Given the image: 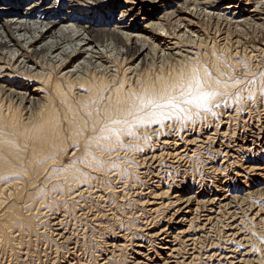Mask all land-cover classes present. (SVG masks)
Here are the masks:
<instances>
[{"label":"rangeland","instance_id":"374dc122","mask_svg":"<svg viewBox=\"0 0 264 264\" xmlns=\"http://www.w3.org/2000/svg\"><path fill=\"white\" fill-rule=\"evenodd\" d=\"M55 1L42 0L40 1L41 5L29 12H32L35 18L41 9L53 7L50 10L51 14L58 15L62 19L69 16L65 14L66 12H73L69 9L73 2L72 6L78 7V10L70 17L76 18V16L88 12V19L86 18L88 23L94 22L93 27L104 29L116 25L121 7L124 5L123 0H101L100 2L104 1L101 5L87 4L82 0L80 2L79 0ZM172 1L174 0L168 2ZM186 1L187 3H185ZM186 1L182 0L177 4L181 5L180 8L174 5L155 13L158 18H165L162 21L163 26H161L168 30L164 29L165 33L179 34V42L172 41L166 34L163 36V32L159 30L160 27L154 28L155 30L149 29V35L144 33L145 26L151 20H149V15L144 13V9L143 11L139 9L140 7L126 21L129 25L130 20L139 16L132 32L146 34L145 36L149 37L154 35L156 38H162L167 44L169 41L177 42L179 49H176L175 53L170 52L173 54L164 53L166 55H162L161 48H159L162 42L141 39L140 45H147L150 52V55L141 62L135 56L137 47H131L132 49L128 51L129 47L125 40L106 39L96 44L97 49H100L87 60L86 66L81 65L80 79L63 78L60 74L65 72L63 70L65 67L58 68L57 63H51L47 59L48 49H46L47 47L44 49L42 44H46L48 38H38L39 41L35 44L36 49L39 47L43 49L35 53L32 48H23L25 41L18 40L19 31L17 29L9 25L4 28V34L8 36V40L12 41L14 45H18L14 50H5L0 46V67L3 68L0 75L6 76L4 85L9 87L17 83L30 84V88H28L31 91L35 87L42 89L34 97L36 100L33 103L22 105H19L20 101H9V98H6L7 94L0 90V107L2 106L0 113L4 112L3 114H5L6 109L10 107L8 117L14 114V117L16 115L18 119V124L26 123L32 127L46 121L50 114L54 113L59 120L66 145L63 140L64 149L61 152V159L58 158L56 163L52 162L49 165L48 162H44L42 168L45 170L37 178L31 179L26 189L21 188L27 193V195L24 193L23 198L17 199L15 191L10 192V189L4 185L11 181V177L1 181L3 183L0 182V187L4 185L5 192L7 191L0 194L1 209L10 203L19 201V205L26 209L25 213L29 214L34 225V228L33 225L27 229L26 227L22 228L26 231L12 230L10 244H6L0 236V264H264V153L258 154L261 152L260 143L263 141L258 140L260 135L261 138L264 137L260 133L264 132V6L262 8L259 6L260 10L257 9L256 12L255 4L254 6L248 4V0H218V9L209 11V13H214L209 14L202 10L195 0ZM36 2L40 3L38 0H0V24H3L11 16L17 15L19 12L16 11L19 9L30 7ZM77 2L80 3V7L76 5ZM194 5L198 6L197 11L193 10ZM232 5L235 8L227 9ZM187 8H190L191 11L188 12ZM4 9H11V11L7 13ZM173 10H176L175 12L178 14H172ZM185 11L186 13H182ZM167 12H171V15H166ZM96 15L100 19L95 18ZM157 17L153 19L156 23L158 22ZM144 18L147 19L146 22L143 21ZM186 27L188 28L186 29ZM30 36L38 37L39 34L30 32L28 37ZM176 52L179 55L175 56ZM83 57H80L79 61H82ZM64 58L68 61L67 66H73L72 63L76 57L73 58L69 53ZM24 61L25 63H23ZM79 61H76L75 64ZM190 65H197L199 69H205L208 77L223 82L222 84L227 87L222 99L220 98L219 102L215 103L214 110L211 109V114H209L211 116L203 114L198 119L187 120L182 118L184 116L180 117L175 114V121L168 122L164 135L161 132H156L158 130L156 128L148 129L147 132L140 129L142 135L140 133L134 135L130 130L129 132L122 130L120 135L121 138L124 137L122 138L124 141L121 140L120 135H114V138L110 136L111 139L106 136L103 131L108 133L111 130L112 125L109 122L115 117L118 118L120 111L118 109L121 108H117L115 105H120V102L114 93L121 83H125L127 88L131 86L142 91L141 85L151 83V81L156 83L157 78H165L166 81L171 82L174 75L184 73L185 67ZM25 67L37 68H35L36 71L30 72ZM129 67L132 70L135 68L134 71H130ZM137 67L138 69H136ZM183 76V79L187 77L186 74ZM21 77L22 79H20ZM155 85L158 86L157 83ZM89 90L93 93L89 94ZM155 91L158 94L156 95L157 99H160L158 87ZM88 94V100L81 99ZM66 100L68 101L66 102ZM84 102L87 103V106H84ZM81 105L83 106L82 111H80ZM74 108L77 110L74 111ZM114 108L118 112L116 109L114 111ZM87 111L94 114L92 120ZM121 112H119L120 119L123 117V112ZM5 115L3 117L6 118L7 115ZM73 115L81 120L79 123L83 125V130L88 127L91 129L92 125H97L95 130L89 128L85 130L84 137H92L96 132L93 135L94 138L100 135L99 138H106V142L110 140L108 148L97 149L98 151L92 149L94 151L92 152L81 144L84 148L89 149L88 152L81 145V147L78 146L79 144L76 147L73 146V139L69 134V121L72 119L69 116L73 117ZM92 130L93 133H90ZM99 132L100 134H98ZM123 134L125 136H122ZM191 139L196 141V146L193 148L187 144V141ZM16 141L21 143L17 138ZM250 141H254L255 144L253 145ZM227 146L230 148L245 147L246 153L242 155L244 158L237 162L234 158L236 156L232 158L230 157L232 153L230 155L225 153ZM186 147L187 149L191 148L188 155H185L189 151ZM245 148H240L242 149L241 153L245 152ZM193 150L195 153L192 152ZM252 151L255 153L254 156H251ZM89 153H94L93 156L96 157L94 158L98 159V162H101L100 167H103L100 168L101 170L95 167L92 170L96 174L94 175L95 179L91 183H83V189L80 190L77 186L80 182L72 179V176L65 172L79 167L78 164L81 163L82 158L92 156ZM247 154L249 155L248 160L251 159L254 162L244 161ZM94 158L91 163L95 161ZM52 168L60 170L59 177L55 178L50 175ZM86 169L88 171L91 168L86 167ZM244 175L245 177L249 176L248 184L245 182ZM16 182L21 183L23 180ZM55 184L59 185L58 188L49 194V189L54 188ZM220 185L226 189L216 192ZM44 188L48 189L47 195H41L46 191ZM34 190H39L40 195L36 194L35 198L33 196L29 198V193L37 192ZM211 193L213 198L215 194L226 196L229 194V196L227 205L221 209V212L217 211V214L212 215V219L205 227L203 225L204 217H202L200 222L194 221L191 229H189L190 223L186 222L178 226L176 231H168L172 232L169 234L171 235L169 238L165 235L160 238L154 237L161 230L173 227L171 224L174 219L173 214L175 215L182 203L181 200L178 201L179 197L194 196L199 200H204L212 197ZM35 199L38 201H34ZM171 201L172 203H170ZM185 230L188 231L187 235L195 238L194 246H188L191 243H185L181 234L186 232ZM172 236L178 239L174 242L175 239ZM164 239L169 245H163ZM166 246L171 250L165 249ZM173 247L176 252H172Z\"/></svg>","mask_w":264,"mask_h":264},{"label":"bare ground","instance_id":"6f19581e","mask_svg":"<svg viewBox=\"0 0 264 264\" xmlns=\"http://www.w3.org/2000/svg\"><path fill=\"white\" fill-rule=\"evenodd\" d=\"M37 1V0H36ZM39 2L42 0H38ZM57 1V0H56ZM55 1V2H56ZM74 1V0H73ZM77 1V0H76ZM83 2L87 3V4H97V5H101L104 1L100 2L101 0H82ZM117 1V0H116ZM169 1V0H168ZM167 0H123L124 5L121 7V11H120V16H119V20L117 21L116 25L110 26V27H105L104 29H98L96 27H93L92 24L94 23H88L87 19H88V15L87 13L85 14H81L76 16V18H72L70 17V15H74L76 12V10H78V7L76 6H72L73 2L71 3V6H69V9L72 10L73 12H66L65 14L69 15L66 18H60V16L58 15H52L50 10H52L53 7H47L44 9H41L39 11V15L37 17L34 18V14L29 11L34 10L35 8H37L39 5H41L40 3H35L30 7H27L25 9H22L16 12H19L17 15H13L10 17L9 15V19L5 20L3 22V24H0V46L2 48H5V50H14L16 46L18 45H14V43H12V41L8 40V36L4 34L5 31V27L6 26H11L14 29H17L19 31L18 36V40H23L25 41V46L23 48H32L33 52H40L41 49H48V55H47V59H49V61L51 63H57V65L59 66L58 68H64L63 70L65 72H63L62 77L66 78V79H73L75 77V79H80L79 75L80 74V68L81 65H85L87 64V60H89V58H92L93 55L98 52L97 50V43L98 42H102L103 40L106 39H117V40H125L128 48V51L131 50V47H137L136 48V59L140 60L141 62L148 57V55H150L149 53V48L147 47V45H140V41L141 39H145V40H149V41H155V42H162V45L159 47L161 48V52L162 55H166L164 53H170V52H174L177 51L179 48H177V45H179L177 42L176 43H172L169 41V44L166 43V41L162 40V38H156L154 37V35H151V37H149L148 35L150 34L149 29H154V28H161V26H163L162 21H164L163 19L165 18H158L156 16V12H161L166 10L169 7L172 6H176L178 3H180L182 0H174L172 2H168ZM184 2L186 0H183ZM198 3V6H200L202 8V10L207 11L209 13V11H215L218 9V0H195ZM80 2V0H79ZM187 3V1L185 2ZM200 4V5H199ZM248 4L253 5L255 4L256 6V12L258 7L260 6L261 8L264 6V0H248ZM57 5V4H55ZM76 5H80V3L77 2ZM12 6V5H11ZM197 5H194L193 10H196ZM80 7V6H79ZM138 7H140L139 9L141 11H143L144 9V13L149 15V20H151V22L149 24H147L145 26V30L144 33L148 34L147 36H145L146 34H136L133 33L132 30L134 29V24L137 23L138 21V17L139 16H135L132 20H130V24L128 25V23H126V21L133 16L134 12L136 10H139ZM178 8L181 7V5H177ZM188 7V6H187ZM220 7V6H219ZM233 8H235V6H229L227 9L232 10ZM80 9V8H79ZM185 9V8H184ZM181 10V9H180ZM188 12L189 10L191 11L190 8H187ZM200 10V9H199ZM260 10V9H258ZM5 12H10L11 9H4ZM174 11V10H173ZM176 11V10H175ZM172 14H178V12H175ZM179 11V10H178ZM197 11V10H196ZM203 11V12H204ZM255 11H252L253 13H255ZM84 12V11H83ZM86 12V11H85ZM182 13H186L182 12ZM192 13V12H191ZM250 13V12H249ZM209 14H214L209 13ZM147 15V16H148ZM166 15H171V12H167ZM204 15V13H203ZM219 15V14H217ZM223 15V14H222ZM255 15V14H254ZM221 16V15H219ZM157 17L158 22H154L153 19ZM177 18V16H175ZM200 17V16H199ZM217 17V16H216ZM215 17V18H216ZM87 18V19H86ZM95 18L100 19L99 17H97V15L95 16ZM36 19V20H34ZM183 19V18H182ZM147 20L146 18L143 19V21ZM191 20V19H190ZM230 21V20H229ZM255 21V20H254ZM84 22V23H82ZM146 22V21H145ZM225 22V21H224ZM259 22V21H258ZM184 23V22H181ZM180 23V24H181ZM188 23V22H187ZM185 24V23H184ZM178 25V24H177ZM264 25V24H263ZM59 26V27H58ZM109 26V25H108ZM182 26V25H181ZM184 26V25H183ZM180 28V27H179ZM183 28V27H182ZM181 28V29H182ZM185 28V26H184ZM188 27H186L187 29ZM165 29V27H164ZM163 28L159 29L162 32L163 36H168L169 39H171L172 41H178L180 40L179 34H169L168 32L165 33ZM185 29V30H186ZM155 30V29H154ZM166 31H168L167 29H165ZM180 30V29H179ZM153 31V30H152ZM151 31V32H152ZM32 32V34L34 33H38L39 36L38 37H28V34ZM166 34V35H165ZM153 36V37H152ZM161 36V35H160ZM183 36V34H182ZM2 37V38H1ZM189 37V36H188ZM46 39L48 38V41H46V44H42V47H39L36 49L35 44L39 41V39ZM184 38V37H183ZM14 40V39H13ZM45 41V40H44ZM67 41V42H66ZM148 41V42H149ZM164 41V42H163ZM100 42V43H101ZM99 44V43H98ZM148 44V43H147ZM165 46H164V45ZM155 45V43H154ZM101 46V45H100ZM181 46V44H180ZM152 47V46H151ZM155 47H157L155 45ZM187 47V46H186ZM153 49V47H152ZM158 49V48H157ZM177 49V50H176ZM127 50V49H126ZM155 50V49H154ZM184 50V49H183ZM182 50V51H183ZM73 51V53H72ZM104 51V50H103ZM151 51V50H150ZM159 51V50H158ZM157 51V52H158ZM181 51V52H182ZM5 52V51H4ZM9 52V51H8ZM179 52V51H178ZM178 52H176L175 56L179 55L177 54ZM69 53H71V56L76 57V59H74L73 61V66H67V59H65L64 57L67 56ZM104 53V52H103ZM180 53V52H179ZM188 53V52H187ZM195 53V52H194ZM238 53V52H237ZM126 54V53H125ZM173 54V53H170ZM159 55V54H158ZM24 56V55H23ZM84 56L82 61H79V58ZM101 56V55H100ZM103 56V55H102ZM160 56V55H159ZM99 57V56H98ZM97 57V58H98ZM173 57V56H171ZM196 57V56H195ZM199 57V56H198ZM86 58V59H85ZM96 58V59H97ZM101 58V57H100ZM169 58V57H168ZM12 59V58H11ZM25 59V58H24ZM134 59V58H133ZM200 59V58H198ZM71 60V59H70ZM169 60V59H168ZM167 60V61H168ZM197 60V59H196ZM23 61V60H22ZM76 61H79L77 64ZM198 62V61H197ZM196 62V63H197ZM200 62V61H199ZM25 63V61L23 62ZM28 63V62H27ZM97 63V62H96ZM140 63V62H139ZM29 64V63H28ZM104 64V63H103ZM142 64V63H141ZM51 65V64H50ZM98 65V63H97ZM138 65V64H137ZM140 65V64H139ZM26 66V65H24ZM67 66V67H66ZM206 66V65H205ZM133 67V66H132ZM199 66L197 65H190L189 67H185L184 69V73L182 74H176L173 76V79L171 80V82L166 81L165 78H157L156 83L158 84V86H156L153 81H151V83H145L143 85H141L140 88H142V91L140 90H136V88H133L130 86V88L125 87V83H121L120 86L118 88H116L114 90V93L117 97V99H119V104H115L118 107H121L120 109H118V111H122L123 112V117L120 119L119 117V112L117 111L116 108H114V111L116 109V112H118V118L117 117H113L114 119H112L109 123L110 125H112L110 128L111 130L107 133V131H103L106 136H109L108 138H110V136H117L120 135L125 130H127L129 132V130L131 131V134L133 133L134 135H138L139 133L141 134V130H143L144 132H147L146 130L148 129H156L158 128V130L156 132H161L162 134L166 131L165 129L168 126V122H172L173 120L175 121V117L177 115L184 116L182 118L184 119H198L201 115L206 114L209 115L211 114V109L214 108L215 103L219 102L220 98L222 97V95L224 94V90L227 88L224 84H222L223 82L217 81L216 79H213L211 77H208L206 75V72L204 71L205 69L202 68H198ZM203 67V66H202ZM26 68V67H25ZM24 68V69H25ZM37 68V67H35ZM33 67H27L26 69L30 72L36 71V69ZM108 68V67H107ZM130 68V67H129ZM3 68L0 67V73L1 70ZM135 69V68H134ZM134 69L132 70L130 68V71H134ZM138 69V67L136 68ZM181 69V67H180ZM244 69V68H243ZM58 70V69H57ZM128 70V69H127ZM26 71V72H28ZM129 71V72H130ZM112 72V71H111ZM82 73V72H81ZM132 73V72H131ZM231 73V72H230ZM229 73V74H230ZM186 74L187 77L183 79V75ZM247 74V73H246ZM26 75V74H25ZM180 75V76H179ZM106 76V75H105ZM183 76V77H182ZM6 76H2L0 75V90L2 91V93L7 94L6 98H9V101H16L19 102V105H22L24 103H33L34 100H36L34 97L38 95V92L40 91V88H34L33 91H31L29 88L30 84H26V85H21L19 83L15 84V85H11V86H6L4 85L5 83V78ZM9 77V76H8ZM36 78V77H35ZM247 78V77H246ZM22 79V77L20 78ZM57 79V78H56ZM257 79V78H256ZM62 80V79H61ZM118 80V79H117ZM146 80V79H145ZM240 80V79H239ZM24 81V80H23ZM42 81V80H41ZM238 81V80H237ZM49 82V81H48ZM241 82V81H240ZM31 83V82H30ZM154 83V86L152 85ZM225 83V82H224ZM228 83V82H227ZM256 83V82H255ZM24 84V83H23ZM71 84V83H70ZM77 84V83H76ZM85 84V83H84ZM54 85V84H53ZM82 86V84H80ZM78 85V86H80ZM114 85V84H113ZM139 85V84H138ZM189 85L191 86L192 89V96H198L201 93H207L209 98L207 101V106L206 107H201L198 106L197 103H192V104H181L180 107L184 109V111H179V110H174V109H165L164 112L166 113L165 116L161 117V116H156V117H151V116H146L145 112L148 111L147 109L141 111L140 110V102L149 100V99H154V98H158L156 95L157 92L155 91L158 87V90H160L159 95H161V98L167 99L170 96H179L180 93L183 91L185 93L188 92V88ZM230 85V84H229ZM70 86V85H69ZM72 86H75L72 84ZM156 86V89L154 90ZM241 86V85H239ZM238 86V87H239ZM256 86V85H254ZM29 87V88H28ZM87 87V86H86ZM153 87V88H152ZM56 88V87H55ZM75 88V87H74ZM84 88V87H83ZM139 88V89H140ZM237 88V87H236ZM248 88V87H247ZM263 88V87H262ZM71 89V88H70ZM88 89V88H87ZM103 89V88H102ZM86 90V88H85ZM84 90V91H85ZM227 90V89H226ZM230 90V89H229ZM250 90V89H249ZM87 91V90H86ZM85 91V93H86ZM111 91V90H110ZM233 91V90H232ZM253 91V90H252ZM88 92V91H87ZM140 92V93H139ZM45 93V92H44ZM63 93V92H62ZM92 94L93 92H90L89 90V94ZM230 93V92H229ZM242 93V90H241ZM81 94V93H80ZM88 95L83 96L81 99L84 100H88ZM114 95V96H115ZM232 95V94H231ZM238 95V94H237ZM93 96H95L93 94ZM156 96V97H155ZM226 96V95H225ZM92 97V96H90ZM224 97V96H223ZM228 97V96H227ZM41 98V97H40ZM94 98V97H93ZM229 98V97H228ZM231 98V97H230ZM222 99V98H221ZM227 99V98H226ZM41 100V99H40ZM93 100V99H92ZM262 100V99H261ZM68 100H66L67 102ZM95 101V100H94ZM98 101V100H97ZM224 101H226L224 99ZM65 102V103H66ZM86 102V101H85ZM84 102V106H87V103ZM115 102V101H114ZM249 102V101H248ZM263 102V101H262ZM12 103V102H10ZM128 103V104H125ZM264 103V102H263ZM96 104V103H94ZM93 106V105H92ZM111 106V104H110ZM229 106V105H228ZM95 109H97L96 106H94ZM93 107V108H94ZM233 107V106H232ZM248 107V106H247ZM2 108V106L0 107ZM78 108V106H77ZM83 106L81 105V110L82 111ZM10 109V107L8 109H6L7 111H5V114H1L0 113V121H1V127H0V182L5 180L7 177H11V181L6 182L4 185H6V188L10 189L11 191H15V195L17 197V199L19 198H23L22 196L24 195V193L27 195V193L25 191H23L24 189H26V186L29 185V181H31V179H35L38 177L39 174H41L45 169L42 168V165L44 162H48V165L52 162L56 163L58 158L61 159V152L62 149H64V141L65 137L63 136L64 134L62 133V131L60 130V123L59 120L57 118V116L54 113H51L49 118L46 121H42L40 123H38L36 126L32 127L29 126L28 124L24 123L22 126L20 124H18V119L16 118V115L14 117V114L12 116L8 117V113H10V111H8ZM73 109V108H72ZM110 109V107H109ZM108 109V110H109ZM113 109V108H112ZM218 109V108H217ZM225 109V108H224ZM12 110V109H11ZM77 109L74 108V111H76ZM87 110V108H86ZM90 110V109H89ZM92 110V108H91ZM111 110V109H110ZM214 110V109H213ZM237 110V109H236ZM93 111V110H92ZM223 111V110H222ZM221 111V112H222ZM252 111V110H251ZM260 111V110H259ZM2 112V110L0 111ZM13 112V111H12ZM105 112V111H103ZM121 112V113H122ZM176 112V113H175ZM238 112V111H237ZM72 113V112H71ZM88 116L91 118V120L93 119L94 114H91L90 112H88ZM73 114V113H72ZM80 114V112H79ZM83 114V113H82ZM108 116L109 113L107 112ZM106 114V115H107ZM114 114V113H113ZM213 114V113H212ZM246 114V113H245ZM6 116L3 117V116ZM76 115V114H75ZM84 115V114H83ZM91 115V116H90ZM115 115V114H114ZM231 115V114H230ZM251 115V114H250ZM80 116V115H79ZM211 116V115H209ZM227 116V115H226ZM236 116V115H235ZM178 117V116H177ZM257 117V116H256ZM69 118H72L69 122L70 124V128H69V134L71 136V138L73 139V146L76 147V145L80 146L81 144L85 145L86 147H88L90 149V151H92V149H94V151H98L99 149H107L108 148V144L110 143L108 140V142H106V138H99L100 135H98L99 137L94 138L95 136H93L95 133H93L92 137H84V135H86L85 130H88V128L86 129H82L83 125H81V120L74 116H69ZM75 118V119H74ZM87 118V117H86ZM85 118V119H86ZM208 118V117H207ZM222 118V117H221ZM74 119V122H73ZM231 120V119H230ZM87 121V120H86ZM116 121H119V123H116ZM196 121V120H195ZM211 121V120H210ZM26 122V121H25ZM108 122V121H107ZM187 122V121H186ZM23 123V122H22ZM37 123V122H36ZM67 123V122H66ZM68 124V123H67ZM234 124V123H233ZM192 125V124H191ZM260 125V124H259ZM97 125H92L91 129L95 130V127ZM218 126V125H217ZM63 127V126H62ZM84 128V127H83ZM90 129V128H89ZM90 129V130H91ZM108 129V128H107ZM141 129V130H140ZM185 129V128H184ZM206 129V128H205ZM229 130V129H228ZM126 131V132H127ZM133 131V132H132ZM142 131V132H143ZM189 131V130H188ZM200 131V130H199ZM210 131V130H209ZM127 132V133H128ZM143 132V133H144ZM152 132V130H151ZM198 132V131H197ZM236 132V131H235ZM126 133V134H127ZM227 133V132H226ZM263 134L264 136V132H260ZM100 134V132L98 133ZM130 134V133H128ZM128 134L126 135V137L128 136ZM161 134V135H162ZM199 134V133H198ZM67 135V134H66ZM133 135V136H134ZM142 135V134H141ZM146 135V134H145ZM148 135V134H147ZM159 135V134H158ZM164 135V134H163ZM166 135V134H165ZM225 135V134H224ZM122 136H125L124 134ZM131 136V135H130ZM178 136V135H177ZM259 136V135H258ZM262 136V137H263ZM132 137V136H131ZM160 137V136H159ZM162 137V136H161ZM16 138L19 139V141H21V143L19 144L16 141ZM64 138V139H63ZM114 138V137H113ZM112 138V139H113ZM117 138V137H116ZM115 138V139H116ZM121 138V135H120ZM124 138V137H122ZM124 141V139H122ZM140 138V137H139ZM210 138V137H209ZM259 138V137H258ZM227 139V138H226ZM106 140V141H105ZM160 140V139H159ZM258 140V139H257ZM263 140L260 145V149L261 152L258 154H263L264 153V137L260 138L258 141ZM116 141V140H114ZM117 141H119V139L117 138ZM136 141V140H135ZM185 141V140H184ZM186 142V141H185ZM207 142V141H206ZM253 145L255 144L254 141H250ZM139 143V142H137ZM154 143V142H153ZM157 143V142H156ZM171 143V142H169ZM217 143V142H216ZM258 143V142H257ZM149 144V143H148ZM162 144V143H161ZM188 146L191 145L193 148L194 146H196V141L195 140H188L187 141ZM22 145H24L25 147H23ZM65 145H66V140H65ZM108 145V146H107ZM137 145V144H136ZM153 145V144H152ZM177 145V144H176ZM243 145V144H242ZM77 146V148H78ZM82 146V145H81ZM80 146V147H81ZM126 146V145H125ZM155 146V145H154ZM259 146V145H258ZM107 147V148H106ZM121 147V146H120ZM124 147V146H123ZM151 147V146H148ZM165 147V146H164ZM178 147V146H177ZM204 147V145H203ZM237 147V146H236ZM226 147V152L228 155H230V157H234L236 158L237 162L240 160H242L244 158V156L242 157L243 154L246 153V148L245 147ZM83 149H86L89 152L88 148H84L82 146ZM191 148L190 149H186L189 150L188 153H186L185 155H188L191 152ZM216 148V147H215ZM240 148H245V152L241 153ZM82 149V150H83ZM98 149V150H97ZM86 150H84L86 152ZM148 150V149H146ZM249 150V149H247ZM92 151V152H94ZM156 151V150H155ZM195 150H193L192 152H194ZM199 151V150H198ZM223 151V150H222ZM75 152V151H74ZM84 152V154H85ZM87 152V153H88ZM138 152V151H137ZM149 152V151H148ZM248 152V151H247ZM96 153V152H95ZM195 153V152H194ZM72 154V153H71ZM83 154V155H84ZM92 156H88L87 158H85L83 155L81 163L78 164L79 167H75L73 169H70L68 171H66L65 173H69L70 176H72V179H75L76 181L80 182L78 189H83L82 184L83 183H91L95 177L94 172L92 171L93 169L98 168L100 169V165L101 162H98V159H95L96 157L93 156V154L89 153ZM97 154V153H96ZM119 154V153H118ZM177 154V153H176ZM181 154V153H180ZM85 155V156H87ZM115 155V154H114ZM183 155V156H185ZM255 153H253L252 151V155L254 156ZM146 156V155H145ZM195 156V155H194ZM205 156V155H204ZM248 154L246 155L245 160H248ZM95 157V158H94ZM114 157V156H113ZM127 157V156H126ZM258 157L260 158V156L258 155ZM94 158V162L91 163L92 159ZM199 158V157H198ZM242 158V159H241ZM84 159V160H83ZM143 160V159H142ZM229 160V159H228ZM101 161V160H100ZM59 162V161H58ZM140 162V161H139ZM146 162V161H145ZM215 162V161H214ZM248 163L250 162H254L251 159L247 161ZM236 163V162H235ZM94 164V165H93ZM105 164V163H103ZM152 164V163H151ZM169 164V163H167ZM57 165V164H56ZM59 165V164H58ZM113 165V164H112ZM118 165V164H117ZM180 165V164H179ZM52 166V165H51ZM50 166V167H51ZM77 166V165H76ZM130 166V165H129ZM213 166V165H212ZM224 166V164H223ZM257 166V165H255ZM86 167H89L91 169H87L85 170ZM111 167V166H110ZM155 167V166H154ZM192 167V166H191ZM259 167V166H258ZM60 168V167H59ZM67 168V167H66ZM107 168V167H106ZM181 168V167H180ZM207 168V167H206ZM216 168V167H215ZM221 168V167H220ZM254 168V167H253ZM64 169V168H63ZM105 169V168H103ZM123 169V168H122ZM150 169V168H149ZM162 169V168H161ZM187 169V168H186ZM65 170V169H64ZM97 170V169H96ZM101 170V169H100ZM152 170V169H151ZM181 170V169H180ZM216 170V169H215ZM247 170V169H246ZM136 171V170H135ZM139 171V170H138ZM218 171V170H217ZM226 171V170H225ZM59 172L60 170H57V168H52L50 171V175H53L52 177H59ZM124 172V171H123ZM56 173V174H55ZM141 173V172H140ZM193 173V172H192ZM98 174V173H97ZM65 175V174H64ZM126 175V174H125ZM166 175V174H165ZM164 175V176H165ZM123 176V175H122ZM146 176V175H145ZM167 176V175H166ZM177 176V175H176ZM111 177V176H110ZM142 177V176H141ZM181 177V176H180ZM188 177V176H187ZM245 177V175H244ZM249 177V176H248ZM245 177V182L248 184L249 183V178ZM140 178V177H139ZM167 178V177H166ZM22 181L21 183H17L16 181L18 180ZM66 179V178H65ZM97 179V178H96ZM101 180V179H100ZM118 180V179H117ZM130 180V179H129ZM251 180V179H250ZM171 181V180H170ZM99 182V181H98ZM111 182V181H110ZM123 182V181H121ZM127 182V180H126ZM125 182V183H126ZM136 182V181H135ZM163 182V181H162ZM212 182V181H211ZM243 182V183H245ZM3 183V182H1ZM0 183V184H1ZM101 183V182H100ZM116 183V182H115ZM141 183V182H140ZM173 183V182H172ZM10 184V185H8ZM98 184V183H97ZM4 185H2L0 187V194H4L6 193L4 189ZM31 185V183H30ZM33 185V183H32ZM74 185V184H73ZM86 185V184H85ZM121 185V184H120ZM148 185V184H147ZM22 186V187H21ZM58 184H55L54 188L51 187V189H49V194L53 193L55 191V189L58 188ZM113 186V185H112ZM155 186V185H154ZM161 186V184H160ZM45 187V186H44ZM119 187V186H118ZM122 187V186H121ZM167 187V186H166ZM248 187V186H247ZM23 190H22V189ZM65 188V187H64ZM63 188V189H64ZM124 188V186H123ZM127 188V187H126ZM137 188V187H136ZM135 188V189H136ZM216 188V187H215ZM7 189V190H8ZM21 189V190H20ZM46 191L42 192V194H46L48 193V189L44 188ZM75 189V188H74ZM108 189V188H107ZM121 189V188H120ZM128 189V188H127ZM226 188H224V186H218V190L216 192H220L225 190ZM87 190V189H86ZM112 190V189H111ZM220 190V191H219ZM37 191L34 194L29 193L28 197L31 198L33 196V198L36 197V194H39V190H34ZM116 191V190H115ZM133 191V190H132ZM137 191V190H136ZM151 191V190H150ZM172 191V190H171ZM228 191V190H227ZM108 192V191H107ZM118 192V191H117ZM149 192V191H148ZM157 192V191H156ZM225 192V191H224ZM252 192V191H250ZM91 193V192H90ZM97 193V192H96ZM129 193V192H128ZM136 193V192H135ZM31 194V195H30ZM76 194V193H75ZM79 194V193H78ZM77 194V195H78ZM164 194V193H163ZM12 195V194H11ZM40 195V194H39ZM44 195V196H46ZM68 195V194H67ZM86 195V194H85ZM137 195V194H136ZM168 195V194H167ZM207 195V194H206ZM14 196V195H13ZM12 196V197H13ZM57 196V195H56ZM88 196V195H87ZM117 196V195H116ZM210 198H206V199H202L199 200L197 197H179L178 201L181 200L182 203L180 204V206L178 207L179 210H176L175 215L173 214V221H172V225L173 227H168L165 230H161L159 233H157V235H154V237H161V236H166V237H170L171 234L168 231L171 230H175L178 226H181L182 224L190 223V227L189 229H191L194 221L196 222H200V220L202 219V217H204V227L206 226V224H208L210 222V220L212 219V215L217 214V211L221 212V209L227 205V197L229 196V194L226 195H217L215 194L214 198H213V194L211 193ZM235 196V195H234ZM4 197V196H3ZM15 197V198H16ZM129 197V196H128ZM131 197V196H130ZM167 197V196H166ZM176 197V196H175ZM178 197V196H177ZM252 197V196H251ZM28 198V199H29ZM108 198V197H107ZM123 198V197H122ZM239 198V197H238ZM40 199V198H39ZM43 199V198H42ZM128 199V198H127ZM13 200V198H12ZM135 200V199H134ZM140 200V199H139ZM145 200V199H144ZM2 201V200H1ZM0 201V202H1ZM34 201H38V200H34ZM44 201V200H43ZM118 201V200H117ZM151 201V200H150ZM178 201H177V205H178ZM180 201V202H181ZM239 201V200H238ZM116 202V201H115ZM126 202V201H125ZM139 202V201H138ZM226 202V203H225ZM2 203V202H1ZM44 203V202H43ZM65 203V202H64ZM120 203V202H119ZM152 203V202H151ZM160 203V202H159ZM164 203V202H163ZM172 203V201L170 202ZM176 203V202H175ZM223 203H225V205H223ZM19 201L17 202H13L10 203L9 205H5L6 207L3 209H1V205H0V236L1 239L6 243V244H10V242L12 241L11 239V232L12 230H23L22 228L26 229L28 227H30L32 224L30 217L28 215H26L25 213V208L21 207L19 205ZM116 204V203H115ZM166 204V203H165ZM169 204V203H168ZM258 204V203H257ZM121 205V204H120ZM229 205V204H228ZM4 206V205H3ZM173 206V205H172ZM176 206V205H175ZM45 207V206H44ZM177 207V206H176ZM38 208V207H37ZM36 208V209H37ZM66 208V207H65ZM163 208V207H162ZM67 209V208H66ZM111 209V208H110ZM158 209V208H157ZM237 209V208H236ZM32 210V209H30ZM59 210V209H58ZM75 210V209H74ZM71 211V210H70ZM95 211V210H94ZM36 212V211H35ZM218 212V214H219ZM233 212V211H232ZM239 212V211H238ZM57 213V212H56ZM99 213V212H98ZM169 213V212H168ZM42 214V213H41ZM44 214V213H43ZM52 214V213H51ZM54 214V213H53ZM66 214V213H65ZM138 214V213H137ZM165 214V213H164ZM237 214V213H236ZM49 215V214H48ZM100 215V214H99ZM161 215V214H160ZM66 216V215H65ZM131 216V215H130ZM29 217V218H28ZM56 217V216H55ZM89 217V216H88ZM236 217V216H235ZM44 218V217H43ZM54 218V217H53ZM64 218V217H63ZM95 218V217H94ZM117 219V218H116ZM214 219V218H213ZM237 219V218H236ZM79 220V219H78ZM81 220V219H80ZM155 220V219H154ZM51 221V220H50ZM97 221V220H96ZM235 221V220H234ZM43 222V221H42ZM83 222V221H82ZM65 223V222H64ZM101 223V222H100ZM218 223V222H217ZM49 224V223H48ZM202 224V223H200ZM148 225V224H147ZM151 225V224H150ZM239 225V224H238ZM34 228V225L32 226ZM47 227V226H46ZM78 227V226H77ZM153 227V226H152ZM201 227V226H200ZM54 228V227H53ZM229 228V227H228ZM81 229V228H80ZM209 229V228H208ZM32 230V228H31ZM30 230V231H31ZM51 230V229H50ZM23 231H26L25 229ZM39 231V230H38ZM84 231V230H83ZM186 231V230H185ZM224 231V230H223ZM33 232V231H32ZM182 232V231H181ZM237 232V231H236ZM82 233V232H81ZM176 233V232H175ZM210 233V232H209ZM214 233V232H213ZM56 234V233H55ZM183 235V239L185 240V243H191V245L188 246H194V242L195 238L191 235H187L188 231L181 233ZM180 234V235H181ZM142 235V234H141ZM173 235V234H172ZM184 235H186L184 237ZM30 236V235H29ZM51 236V235H50ZM77 236V235H76ZM79 236V235H78ZM137 236V235H136ZM153 237V238H154ZM173 237V236H172ZM148 238V237H147ZM159 238L157 239L159 241ZM176 241V239H178L177 237H173ZM45 239V238H44ZM68 239V238H67ZM163 239V238H162ZM160 239V240H162ZM201 239V238H200ZM244 239V238H243ZM69 240V239H68ZM183 240V241H184ZM197 240V239H196ZM64 241V240H63ZM156 241V240H155ZM157 242V241H156ZM167 242L166 239L163 240V245H169V243H165ZM2 243V242H1ZM16 244V243H15ZM35 244V243H34ZM128 245V244H127ZM142 245V244H141ZM152 245V244H151ZM157 245V244H156ZM184 245V244H183ZM198 245V244H197ZM140 246V245H139ZM180 246V245H179ZM14 247V246H13ZM12 247V248H13ZM70 247V246H69ZM115 247V246H114ZM118 247V246H117ZM185 247V246H184ZM229 247V246H228ZM129 248V247H128ZM148 248V247H147ZM174 248V247H173ZM69 249V248H68ZM152 249V248H151ZM165 249H170V247L168 248L167 246L165 247ZM182 249V247H181ZM171 250V249H170ZM24 251V250H23ZM22 251V252H23ZM184 251V250H183ZM16 252V251H15ZM44 252V251H43ZM140 252V251H139ZM172 252H176L175 248L172 250ZM171 252V253H172ZM186 252V251H185ZM195 252V251H194ZM232 252V251H231ZM246 254V253H245ZM101 255V254H100ZM247 255V254H246ZM36 256V255H35ZM63 256V255H62ZM171 256V254H170ZM173 256V254H172ZM176 256V255H174ZM212 256V255H211ZM225 256V255H224ZM244 256V255H243ZM56 257V256H55ZM213 257V256H212ZM33 258V257H32ZM223 258V257H222ZM230 258V257H229ZM228 258V259H229ZM8 259V258H7ZM37 259V258H36ZM194 259V258H193ZM196 259V258H195ZM27 260V259H26ZM38 260V259H37ZM65 260V259H64ZM217 260V258H216ZM225 260V259H224ZM243 260V259H242ZM245 260V259H244ZM39 261V260H38ZM150 261V260H149ZM239 261V260H238ZM8 262V261H7ZM13 262V261H12ZM50 262V261H49ZM166 262V261H165ZM108 263V262H107ZM234 263V262H233ZM242 263V262H241ZM19 264V263H18ZM36 264V263H35ZM139 264V263H138Z\"/></svg>","mask_w":264,"mask_h":264},{"label":"snow or ice","instance_id":"6c2138e0","mask_svg":"<svg viewBox=\"0 0 264 264\" xmlns=\"http://www.w3.org/2000/svg\"><path fill=\"white\" fill-rule=\"evenodd\" d=\"M192 89L189 85L188 92H181L179 96H170L167 99L160 98V99H149L146 101L140 102V110L143 111L147 109L148 111L145 112L146 116L156 117V116H165L166 113L164 112L165 109H174L179 111H184L183 108L180 107L181 104H192L197 103L198 106L206 107L208 101V94L201 93L198 96H192ZM119 123V121H116Z\"/></svg>","mask_w":264,"mask_h":264}]
</instances>
